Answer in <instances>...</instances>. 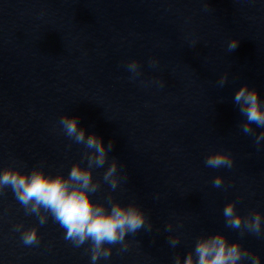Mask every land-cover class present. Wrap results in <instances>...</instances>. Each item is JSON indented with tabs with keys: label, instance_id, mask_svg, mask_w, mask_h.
<instances>
[{
	"label": "water",
	"instance_id": "1",
	"mask_svg": "<svg viewBox=\"0 0 264 264\" xmlns=\"http://www.w3.org/2000/svg\"><path fill=\"white\" fill-rule=\"evenodd\" d=\"M243 84L264 99V0H0V168L67 176L74 163L87 167L84 145L60 124L76 116L86 133L113 142L105 165L93 167L92 198L135 203L152 225L126 235L124 251L106 245L112 254L96 264H173L215 232L264 264V234L226 226L222 214L235 202L242 217L264 216V141L257 147L241 130L233 104ZM217 151L231 155V168L205 165ZM113 158L124 177L115 190L102 178ZM17 224L35 227L39 243L24 245ZM169 236H179L175 247ZM89 248L0 189V264H91Z\"/></svg>",
	"mask_w": 264,
	"mask_h": 264
},
{
	"label": "clouds",
	"instance_id": "2",
	"mask_svg": "<svg viewBox=\"0 0 264 264\" xmlns=\"http://www.w3.org/2000/svg\"><path fill=\"white\" fill-rule=\"evenodd\" d=\"M235 38L228 42V50L238 46ZM149 65L155 67L157 61L150 59ZM127 70L135 78L139 76V64L130 60L126 64ZM227 80V74L221 75L217 81L221 87ZM163 86V82H156ZM233 104L244 117L240 124L245 134L255 136L257 147L264 141V131L255 132L256 128L264 129V99L255 88L247 84L241 85L233 95ZM60 124L64 134L76 143L84 145V158L87 167L74 163L67 176L62 174H46L41 168L34 167L24 172L19 168H0V189L10 188L15 199L23 206L26 214H34L39 224L47 222L49 216L64 230V239L70 240L75 247L86 241L90 244L91 264H96L101 258L107 259L112 254V248L106 245L119 244L120 250L128 248L126 235L135 234L141 228L150 231L152 225L147 222L144 211L135 203L121 204L114 201L111 195L106 197L107 203L98 202L92 194L99 188V183L93 180V167L105 165L108 152L113 142L104 144L102 137L94 132L86 133L85 128L79 125L76 116L63 115ZM204 163L211 168H231L233 158L230 154L217 151L206 156ZM118 163L115 158L103 172V181L115 190L124 177L117 174ZM223 177L213 178V186L223 184ZM222 214L226 226L234 229H243L257 236L264 234V216L260 212H251L242 217L236 212L235 202L224 205ZM172 224H167L165 230H171ZM14 231L20 233L24 245L37 244L40 241L37 229L23 228V225H14ZM179 236H169L168 243L175 247L179 243ZM247 258L250 264H261V257L243 248L239 241L230 242L221 232L209 233L197 237L194 247L183 257L176 255L173 264H244Z\"/></svg>",
	"mask_w": 264,
	"mask_h": 264
}]
</instances>
